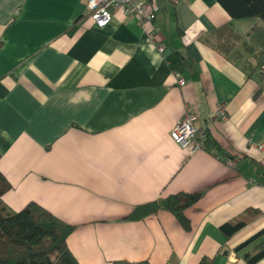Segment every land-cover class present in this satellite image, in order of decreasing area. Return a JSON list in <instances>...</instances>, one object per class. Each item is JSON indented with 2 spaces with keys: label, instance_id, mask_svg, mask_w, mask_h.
<instances>
[{
  "label": "crops",
  "instance_id": "crops-1",
  "mask_svg": "<svg viewBox=\"0 0 264 264\" xmlns=\"http://www.w3.org/2000/svg\"><path fill=\"white\" fill-rule=\"evenodd\" d=\"M171 2H146L163 9L143 27L115 9L99 29L85 0H0V172L11 186L1 200L74 227L79 264H248L264 239L235 250L264 228V75L246 41L230 56L215 48L227 24L241 36L264 24L232 20L218 0ZM189 110L219 151L171 140ZM179 193L197 196L188 230L166 211L125 219Z\"/></svg>",
  "mask_w": 264,
  "mask_h": 264
},
{
  "label": "trees",
  "instance_id": "trees-1",
  "mask_svg": "<svg viewBox=\"0 0 264 264\" xmlns=\"http://www.w3.org/2000/svg\"><path fill=\"white\" fill-rule=\"evenodd\" d=\"M218 2L234 21L258 19L264 24V0H218ZM215 37V48L224 56H230L238 43L246 41L244 44L246 50L256 60L252 72L258 70L264 75V26L254 27L246 36H241L232 24H227L215 32ZM203 149L208 152L219 151L218 146L209 137L203 141ZM10 188V183L0 172V264H79L67 246V238L75 228L57 219L34 202L28 203L19 212L10 211L1 200ZM196 199V195L183 193L160 198L135 207L125 219L139 221L159 211H166L175 216L181 226L188 230L190 224L183 212ZM247 221L248 219L243 217L225 224L223 228L228 229L231 234L244 227ZM262 237L264 228L235 250L239 251ZM262 258L264 239L254 248L251 255L245 256V260L248 264H255ZM111 264L149 263L115 261ZM200 264H211V261L203 260Z\"/></svg>",
  "mask_w": 264,
  "mask_h": 264
},
{
  "label": "built area",
  "instance_id": "built-area-1",
  "mask_svg": "<svg viewBox=\"0 0 264 264\" xmlns=\"http://www.w3.org/2000/svg\"><path fill=\"white\" fill-rule=\"evenodd\" d=\"M151 0H147L148 3ZM146 2H137L134 0H85V6L90 13V18L96 28H104L112 21V12L115 9H120L126 16H134L137 24L141 27L145 23L151 22L156 12L163 9L159 4H153L147 10L145 8ZM174 6L176 0L171 2ZM151 44L157 46L159 52L163 51L162 46H158L157 42L151 36ZM178 85L183 86L184 82L178 80ZM215 117L221 120H226L225 108L222 105L217 106ZM197 121L196 114L189 110L183 114L182 118L177 122L170 132L171 140L180 148L187 150L189 153H194L203 148V139L198 137V132L195 127Z\"/></svg>",
  "mask_w": 264,
  "mask_h": 264
},
{
  "label": "rangeland",
  "instance_id": "rangeland-1",
  "mask_svg": "<svg viewBox=\"0 0 264 264\" xmlns=\"http://www.w3.org/2000/svg\"><path fill=\"white\" fill-rule=\"evenodd\" d=\"M255 64H256V62H255Z\"/></svg>",
  "mask_w": 264,
  "mask_h": 264
}]
</instances>
